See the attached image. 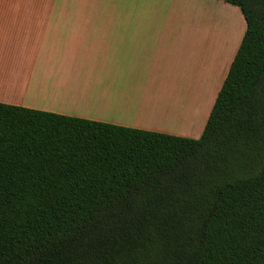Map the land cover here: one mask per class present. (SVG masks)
<instances>
[{
    "label": "trees",
    "instance_id": "1",
    "mask_svg": "<svg viewBox=\"0 0 264 264\" xmlns=\"http://www.w3.org/2000/svg\"><path fill=\"white\" fill-rule=\"evenodd\" d=\"M198 138L0 102V264H264V0Z\"/></svg>",
    "mask_w": 264,
    "mask_h": 264
},
{
    "label": "crops",
    "instance_id": "2",
    "mask_svg": "<svg viewBox=\"0 0 264 264\" xmlns=\"http://www.w3.org/2000/svg\"><path fill=\"white\" fill-rule=\"evenodd\" d=\"M156 1L87 12L75 0H0V102L198 138L206 122L193 111L208 98L209 115L228 70L212 91L204 48L152 12Z\"/></svg>",
    "mask_w": 264,
    "mask_h": 264
},
{
    "label": "rangeland",
    "instance_id": "3",
    "mask_svg": "<svg viewBox=\"0 0 264 264\" xmlns=\"http://www.w3.org/2000/svg\"><path fill=\"white\" fill-rule=\"evenodd\" d=\"M120 3L122 0H75L73 10L117 12ZM143 7L140 6L142 11L145 9ZM151 11L156 14H170L173 21L171 28L186 34L189 45H197L200 53L204 48L202 62L206 68L209 64L214 68L211 79L215 84L210 88L212 91L216 89L228 70L229 59L233 56L239 37L241 33L243 35L246 27L239 7L223 0H157ZM210 102V99L205 98L202 104L199 103V109L193 111V117H199V125L203 113L204 121L207 120Z\"/></svg>",
    "mask_w": 264,
    "mask_h": 264
}]
</instances>
